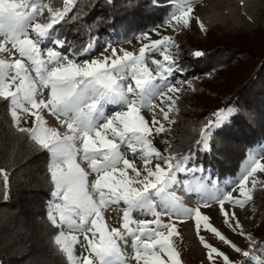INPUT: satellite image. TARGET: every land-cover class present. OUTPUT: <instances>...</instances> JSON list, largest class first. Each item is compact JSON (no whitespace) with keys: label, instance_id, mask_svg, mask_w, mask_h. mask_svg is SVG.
Returning a JSON list of instances; mask_svg holds the SVG:
<instances>
[{"label":"snow or ice","instance_id":"obj_1","mask_svg":"<svg viewBox=\"0 0 264 264\" xmlns=\"http://www.w3.org/2000/svg\"><path fill=\"white\" fill-rule=\"evenodd\" d=\"M106 2L111 4L114 0ZM77 3L78 0H62V6L57 7L55 0H0V53H9L10 57L18 54V58H0V99L8 104L12 127L25 134L36 150L48 157L46 168L51 191L46 219L58 230L51 241L53 246L66 258L67 264H127L128 257L121 252L118 240L131 236L134 252L131 259L136 264H182L173 242V237L179 236L176 223L161 219L162 214L156 211L159 202L172 216L193 217L197 234L203 223L204 229L229 244L234 252L249 258L251 264H264V260L227 240L199 208L182 206L168 191L178 182V173L194 179L200 173L199 182L192 190L206 191L210 200L219 203L227 223L235 213L229 214L224 209L225 201L244 207L253 200L258 187L264 190V181L257 178V173H264V156L249 151L239 175L227 182L231 190L221 191L215 181H210L213 191L205 187L203 166L195 163L189 166L195 155L191 150L187 154L161 153L149 137L153 132L159 134L168 129L155 118L159 106L153 101L169 102L167 111L164 108L159 111L164 120L174 123L169 113L176 110L177 99L168 93H177L180 89L168 83V78L183 71L171 52L179 45L169 36L151 40L144 31L136 39L150 42L143 44L138 55L124 49L118 55L116 48L109 45L111 55L80 60L91 53V43L76 50L66 47V38H53L54 26L69 18ZM152 6L171 8L164 25L189 26L193 12L190 0H152ZM79 15L74 13L71 19ZM200 27L203 30L202 24ZM150 31L160 35L156 28ZM47 41L53 47H47L42 54ZM146 52H158L163 57L161 61H152L155 75L147 65ZM192 55L202 57L204 53L197 50ZM44 89H47V98L37 99ZM144 109L154 114L151 124L141 114ZM42 110L54 116L66 131L61 133L57 128L48 127ZM237 112L232 106L213 112L200 128L197 148L210 151L214 131L221 129ZM21 113L34 117L31 128L21 126ZM122 146L133 155L139 153L144 165L142 171L125 156ZM153 159L162 161L164 167L160 163L152 166ZM80 161L86 162L95 174L91 182L89 171ZM237 189L239 195L234 197L232 192ZM0 196L5 201L10 198V175L4 168H0ZM202 203L208 206L209 199H203ZM121 204L124 206L121 227L109 228L103 211ZM135 211L154 219L136 221L132 216ZM235 227L240 229V235L257 243L250 234L244 233L238 220ZM64 228L69 231L66 233ZM76 232L84 235L86 243H81L73 234ZM200 239L209 250L210 261L222 257L224 264H243L231 260L203 237ZM78 243L87 255L74 254Z\"/></svg>","mask_w":264,"mask_h":264},{"label":"trees","instance_id":"obj_2","mask_svg":"<svg viewBox=\"0 0 264 264\" xmlns=\"http://www.w3.org/2000/svg\"><path fill=\"white\" fill-rule=\"evenodd\" d=\"M55 6H62V0H55ZM170 10L153 7L152 0H114L111 4L78 0L69 18L54 26V38H66L68 47L80 50L94 35L115 32L117 37H127L151 28ZM77 12L80 15L71 19ZM175 41L179 45L175 61L183 70L177 73L187 76L192 87L174 97L176 110L169 116L175 122L165 128L164 152L187 154L191 150L195 154L192 163L217 178L231 175L249 147L264 143V28L231 36L221 33L207 42ZM197 50L204 55L193 56ZM228 105L238 112L214 131L210 151L199 150L196 141L201 126L217 108ZM47 161L45 153L12 127L8 104L0 99V168L10 175V198L5 201L0 196L2 264H67L51 242L58 230L46 219L51 191ZM260 195L262 213L251 229L256 242H264V190L258 187L253 196Z\"/></svg>","mask_w":264,"mask_h":264},{"label":"rangeland","instance_id":"obj_3","mask_svg":"<svg viewBox=\"0 0 264 264\" xmlns=\"http://www.w3.org/2000/svg\"><path fill=\"white\" fill-rule=\"evenodd\" d=\"M190 4L193 8V12L191 14L190 24L188 27H184L182 24H180L173 28L171 26L164 25L162 21L151 28L143 29L136 34H130L127 37H117L115 32H109L105 35H94L91 40L86 43V45L88 43L92 44L91 53H89L88 57H80V60L111 55L112 48L109 47V45L116 48L118 55L123 54L120 51L121 49L133 52L134 54L138 55L139 49L143 46V44L150 42L149 40L136 39V36L144 31L149 33L151 40H158L161 39L162 36H169L174 40L180 39L182 41H188L194 39L207 42L210 38L212 39L213 36L219 35L221 33L231 36L240 32L250 33L253 29L264 28V0H190ZM201 24L203 25V30H201ZM153 28H156V31L159 32L160 35L150 31ZM9 47H11V45H9ZM47 47H53L51 41L45 42L41 49L42 54H45V49ZM66 47H68V44H66ZM105 49H107V51H105ZM171 52L173 59L175 60L176 48L173 47ZM0 58H18V54L16 57H10L9 53H0ZM162 59L163 57L158 52H146L147 65L150 69H152L154 75L155 65L152 64V61H161ZM25 63L28 64L27 61H25ZM29 67L31 66L29 65ZM31 74L33 77H35L34 72ZM198 77H200V75H197L196 78ZM168 83L180 89V91L177 93H168V95H172L173 97L176 95L180 96L183 90L190 89L192 87L189 78L177 72L168 78ZM46 98L47 89H44L42 93H38L37 95V99ZM153 103L159 106L155 112V118L160 121L161 124H163L164 128L168 127L170 121L163 119V115L160 113L159 108H164L165 111H167L169 102L165 101L162 103L160 99H156L153 101ZM41 114L46 120L48 127L57 128L61 133L66 131L64 127H61L59 121L54 116L49 114L47 110H42ZM141 114L145 117L149 124H151L154 115L153 112L149 111L148 109H144L142 110ZM33 120L34 117H32L30 114L21 113V126L31 128ZM166 137V132H161L159 134L153 132V135L149 137L153 146L163 154H165L164 149L167 145ZM121 151L129 160L134 161L136 167L139 170H143L144 165L143 161L140 159L139 153L133 155L132 152L124 146H122ZM249 151H257L260 153V155L264 156V143L259 141L249 147L245 151L244 157L238 162L236 170L231 175L226 174L223 177L217 178L210 170L203 168V182L206 189H211L214 191L210 181H215L221 191H230L231 187L227 182L235 179L239 175ZM262 162H264V160H262ZM80 163L86 171H89V181L91 182L94 180L95 174L90 172L87 163L84 161H80ZM157 163H160L161 166L164 167L163 162L156 159H153L152 166ZM191 164L192 161L189 162V166H191ZM129 174L133 175L131 170H129ZM200 176V173H196L197 178L194 179L191 175L186 176L184 173H178V182L170 187L168 191L175 196L177 201L182 206L187 208H199L203 215H206L210 218L209 223L215 227L224 237H226L227 240L240 247L243 251L253 253L255 258L264 260V242L259 241L257 243H252L246 239L245 236L240 235V229L235 227L236 220H238L239 224L243 227L244 233L251 235V229L257 224L259 215L262 213V207L260 204L261 195L246 203L244 207L234 206L231 202L225 201L224 209L228 211L229 214L233 212L235 213V217L230 218L226 223L219 203L214 200H210L206 191L192 190V188H194L199 182L198 178ZM257 178L261 181H264V173H257ZM250 186L251 185L249 183V187ZM232 195L234 197H238V189L237 191H233ZM206 198L209 199L208 206H204L202 203V200ZM123 207V204H121L118 207L108 208L103 211L104 219L109 228L121 227ZM156 211L162 214L161 219L165 223L170 222V220L176 223L179 236L173 237V242L176 249L180 253L182 264H224L222 257H215L214 261H210L208 259L207 253L209 250L202 245L200 239L201 237H203V239L208 244H211L219 251L227 254L231 260L242 261L243 264H251L249 258L234 252L229 244L220 240L210 230L204 229L203 223L201 225L199 234H197L195 220L193 217L177 218L172 216L171 213H166L165 209L159 204V202H157ZM132 216L136 221L154 219V217L151 215H142L138 211L133 212ZM63 230L66 233L69 231L67 228H64ZM73 234L77 235L81 243H86L82 233L76 232ZM89 237H91L90 233ZM118 244L121 252L126 257H128L127 264H136V261L131 259V257L134 255L132 248V237L125 236L124 239L118 240ZM74 254L77 257H80L82 255H87L88 253L84 248L81 247V244L78 243L74 246Z\"/></svg>","mask_w":264,"mask_h":264}]
</instances>
